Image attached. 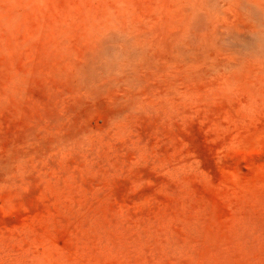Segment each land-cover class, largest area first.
Returning <instances> with one entry per match:
<instances>
[{"label":"rangeland","instance_id":"374dc122","mask_svg":"<svg viewBox=\"0 0 264 264\" xmlns=\"http://www.w3.org/2000/svg\"><path fill=\"white\" fill-rule=\"evenodd\" d=\"M0 264H264V0H0Z\"/></svg>","mask_w":264,"mask_h":264}]
</instances>
